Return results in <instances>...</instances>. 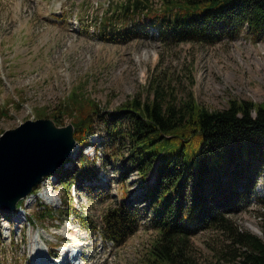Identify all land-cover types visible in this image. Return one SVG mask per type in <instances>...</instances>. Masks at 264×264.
<instances>
[{
  "label": "rangeland",
  "instance_id": "374dc122",
  "mask_svg": "<svg viewBox=\"0 0 264 264\" xmlns=\"http://www.w3.org/2000/svg\"><path fill=\"white\" fill-rule=\"evenodd\" d=\"M122 1L0 0V137L28 120L49 119H37L39 110L50 114L74 91L109 111L136 95L152 99L154 88L161 89L166 99L173 95L178 101L191 94L209 110H222L232 99L264 103V41H254L243 32L214 45H165L149 30L146 39L106 42L95 31V20ZM159 4L160 0L152 1L155 8ZM58 120L62 125L54 123L56 127H66L72 118L64 114ZM103 141L97 127L90 138L92 146L82 150L90 159L97 153L101 168L82 188L72 187L66 195L53 173L13 211L4 207L9 195H0V264L144 262L156 237L144 219L119 246L101 233V217L121 200V194L139 213L146 208L144 185L135 172L121 182L126 168L120 161L101 165ZM80 152L75 145L65 169L77 166ZM34 162L26 159L21 167L31 170ZM253 196L250 206L232 220L264 242V205L256 199L264 196V169ZM47 209L52 218L44 213ZM78 214L86 215L97 230L81 225ZM228 246L232 245L219 232H201L190 239L192 264H223Z\"/></svg>",
  "mask_w": 264,
  "mask_h": 264
},
{
  "label": "trees",
  "instance_id": "16d2710c",
  "mask_svg": "<svg viewBox=\"0 0 264 264\" xmlns=\"http://www.w3.org/2000/svg\"><path fill=\"white\" fill-rule=\"evenodd\" d=\"M152 1L123 0L96 18L95 31L112 43L146 39L149 30L165 45H214L243 32L264 41V0H160L158 8ZM169 97L154 88L152 99L136 95L109 111L74 91L50 114L39 110L37 119L48 117L58 126L69 115L81 150L77 166L65 169L68 159L54 172L58 183L68 195L95 180L101 170L97 153L90 159L82 150L92 146L98 127L104 138L101 165L120 161L126 168L121 182L135 172L145 189V213L121 194L101 217L106 241L121 245L144 219L156 237L141 264H192L190 239L205 231L219 232L232 245L223 264H264V242L232 220L250 206L264 169V103L232 99L222 110H209L191 94L181 101ZM256 199L264 205V196ZM44 213L53 217L52 210ZM78 215L81 225L97 230Z\"/></svg>",
  "mask_w": 264,
  "mask_h": 264
},
{
  "label": "water",
  "instance_id": "95a60500",
  "mask_svg": "<svg viewBox=\"0 0 264 264\" xmlns=\"http://www.w3.org/2000/svg\"><path fill=\"white\" fill-rule=\"evenodd\" d=\"M34 134L37 136V141L44 137L52 141L53 145L43 154L44 156L42 155V158L41 156L31 158L35 161L33 169L20 168L18 165L22 166L26 160L20 155L21 151L25 150L23 146ZM75 145L72 125L56 127L49 119L28 120L19 127L4 132L0 137V195H9L8 202H6L8 206L3 205L5 209L15 210L16 204L28 196L44 177L53 174L67 161ZM14 150L17 154H12Z\"/></svg>",
  "mask_w": 264,
  "mask_h": 264
},
{
  "label": "bare ground",
  "instance_id": "6f19581e",
  "mask_svg": "<svg viewBox=\"0 0 264 264\" xmlns=\"http://www.w3.org/2000/svg\"><path fill=\"white\" fill-rule=\"evenodd\" d=\"M27 142L28 143H25V145L23 146L25 148L24 152L21 151V154H20L23 159H29V158L31 159V158H34V157H37V156H42L53 145L52 141H50L48 138H44L43 137V138L38 139V141H37V136L35 134L32 135L31 137H29L27 139ZM11 165H13V163H11ZM18 167H21V165H18ZM14 175H16V172H14ZM46 191L47 190H44V192H42L41 195L42 196L46 195ZM44 199H46V198H44ZM66 264H67V262H66Z\"/></svg>",
  "mask_w": 264,
  "mask_h": 264
}]
</instances>
